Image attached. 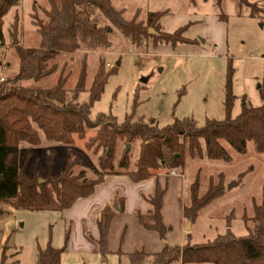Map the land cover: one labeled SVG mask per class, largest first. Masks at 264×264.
<instances>
[{
	"label": "trees",
	"instance_id": "trees-1",
	"mask_svg": "<svg viewBox=\"0 0 264 264\" xmlns=\"http://www.w3.org/2000/svg\"><path fill=\"white\" fill-rule=\"evenodd\" d=\"M22 0H0V44L3 41L2 24L11 8H17ZM192 1V0H189ZM222 0H217L220 5ZM254 12H260L256 3L238 0ZM48 8L43 9V18L33 19L39 35L38 45L23 47L16 41L13 32V51L17 69L0 81V202L18 199L21 207L37 208V198L48 203L54 197L59 210H69L79 199L90 197L95 187L102 182L103 175L125 176L138 183L153 176L167 175L171 170H184L200 164L202 160H227L229 151L244 154L248 142L253 151L264 154V80L259 84L260 104L253 106L245 101L239 112L231 117L235 100L232 90L234 68L228 58L224 85L223 108L225 118H207L202 126L190 119H175L172 123L159 126L153 119L134 117L133 111L126 113L121 123L111 115L98 114L90 117V108L97 101L114 72L100 60L88 88L86 102H79V95L85 91L86 69L83 65L71 90L65 88L67 75L58 77L51 87L24 85L23 81L35 84L50 76L56 69L55 58L61 54L76 51H94L107 48L110 44V28L98 26L92 17L94 10L101 14L136 47L143 46L147 39L153 45L159 43L189 44L196 42L184 36L189 23L172 32L163 30L160 18L167 10L148 12L144 21L124 19L110 0H47ZM17 16L13 26L15 27ZM151 28L154 33H149ZM85 139V148L97 154L102 175L87 179L73 175L70 160L54 168L50 159L45 170L32 167L27 169L26 158L19 161L22 144L35 147L41 143L43 134L46 141L71 144L74 136ZM129 144L130 149H126ZM121 146V151L119 150ZM167 151L169 157L167 158ZM31 151H29L30 154ZM133 156V157H132ZM117 158V159H116ZM189 158V159H188ZM216 185L209 186L198 196V178L187 188L188 205L182 203L183 217L195 219L199 212L214 199L221 196V175ZM40 180H42L40 182ZM166 185L158 183L152 194L142 195L149 205L145 213L136 212L138 222L147 230L156 231L162 242L161 250L145 252L135 250L115 253L118 264H264V183L258 203L253 204V214L245 218L246 235L235 236L229 228L207 243L189 242L170 246L166 240L169 227L162 219L161 207ZM113 204H106L95 212L98 238L94 240L97 250L103 256L108 253L107 237L112 219L124 211V199L116 197ZM85 234L91 238L90 234ZM70 223L65 229L64 244L55 248L50 242L44 248L38 247L37 264H60L61 253L67 248ZM5 259L0 249V260Z\"/></svg>",
	"mask_w": 264,
	"mask_h": 264
},
{
	"label": "rangeland",
	"instance_id": "rangeland-1",
	"mask_svg": "<svg viewBox=\"0 0 264 264\" xmlns=\"http://www.w3.org/2000/svg\"><path fill=\"white\" fill-rule=\"evenodd\" d=\"M110 1L127 20L135 18L136 21H144L148 12L167 10V22L163 25L166 32L201 17L202 22H193L189 26L190 36L197 40L194 44L183 43L173 47L165 43L153 45L152 40L147 39L143 46L136 47L100 11L94 10L92 17L98 26L110 28L109 46L94 51L61 54L55 58L54 73L39 83L28 80L23 84L51 87L62 74L67 75L65 88L71 90L84 65L85 91L79 95V102L83 103L87 101L88 88L102 60L106 68L115 69L108 77L100 98L90 108L91 118L105 114L121 123L125 114L133 111L135 118L153 119L159 126L170 124L175 119H190L197 126H202L207 118L223 120L226 116L223 108L224 85L230 58L234 68L232 90L238 97L234 100L231 117L239 112L242 96L251 105L258 101V84L264 80V11L254 12L236 0H223L224 6L221 7L216 6L215 0H195L194 7L189 5L188 0ZM257 2L264 9V0ZM46 8L47 0H26L25 4L23 2L22 6L5 16L0 44L2 77L17 69L13 56V32L21 46H37L39 35L33 19L35 16L43 18V9ZM221 14L227 18L223 21L214 18ZM15 15L17 22L14 27ZM203 17H206L205 20ZM90 135L91 131L84 138L75 135L71 144H62L46 141L40 134L42 141L38 146L21 145L19 161L26 158L28 170L33 166L45 170L50 159L54 160V168L69 159L73 163V175L82 173L87 179L98 178L102 171L97 154L85 148V138ZM169 154L167 151V158ZM174 171L183 180L181 202L184 205L189 204L187 188L195 177L199 183L197 194L202 196L210 180L211 184H217L220 174L222 194L204 207L195 219L184 218V226L180 230L173 228L170 233L171 240L182 244L207 243L227 228L235 236L246 235L244 220L252 216L253 204L260 201L264 183V154L254 152L251 142H248L244 154L231 150L227 160L204 158L200 164ZM68 212L59 210L51 195L48 203H43L38 197L35 209L21 207L17 198L0 202V249L5 254L0 264H37L38 247L44 248L50 242L53 247L61 248L69 224ZM80 231L94 249L89 250L88 244L79 245L77 240L78 246H69L61 253L60 264H118L115 252L103 256L98 252L92 236L89 238L85 234L87 229Z\"/></svg>",
	"mask_w": 264,
	"mask_h": 264
},
{
	"label": "crops",
	"instance_id": "crops-1",
	"mask_svg": "<svg viewBox=\"0 0 264 264\" xmlns=\"http://www.w3.org/2000/svg\"><path fill=\"white\" fill-rule=\"evenodd\" d=\"M236 1L239 2L238 0ZM250 1L256 3L261 12L264 11V9L260 7L257 0ZM23 2L25 4L26 0L21 1V6ZM188 2L189 5H191L192 7L196 5L195 0H188ZM215 3L218 7L224 6L223 0L221 1L220 5L217 4V0H215ZM12 10H14V7L11 8L9 12H13ZM167 13L168 11L163 14L160 18L162 28L164 27L163 25H165V23L167 22L165 19ZM222 15L223 14L215 16L214 18L218 21H223L227 18V16L224 15L225 18H223ZM205 18L206 17H203L204 20ZM197 21L202 22V18L196 17L189 20L187 23H189L190 26L191 23ZM189 26L184 32V36L191 40H197L196 38L190 36ZM194 43L195 42L189 43V45ZM236 98H238L237 95H235V99ZM259 104L260 98L258 99V101H256L255 104H253V106H257ZM239 110L240 107L238 108V111ZM102 177V182L95 187L94 193L90 197L79 199L69 209L68 219L70 223V235L67 247H73L74 245L76 247V245L78 246V244L80 243L79 245L88 244L89 250H93V244H91L86 240V238H84L83 233H81L80 230L86 228L92 238L96 240L98 238L99 232L95 222V212L101 209L106 204L116 203L113 201L118 196L124 199V211L120 214H117L111 221L109 234L107 237L108 252H115L118 249L123 252H133L135 250H143L145 252H157L161 250L162 242L157 232L147 230L142 227L141 224L138 222L136 216L137 211L145 213L149 210L150 207L148 203L143 200L142 195L152 194L157 183L161 187L166 185V190L163 195L161 214L164 224L169 227V230L166 234L167 242L170 246L182 244V242L177 241L175 239L171 240L172 238H170L169 236L173 228H177V230H180L184 226V217L182 213L181 202L183 192V180L178 172H176L175 175H171L170 172L167 175L159 174L138 183L131 182L125 176L103 175ZM76 236L78 239L76 238ZM77 240H79L80 242L78 243Z\"/></svg>",
	"mask_w": 264,
	"mask_h": 264
},
{
	"label": "water",
	"instance_id": "water-1",
	"mask_svg": "<svg viewBox=\"0 0 264 264\" xmlns=\"http://www.w3.org/2000/svg\"><path fill=\"white\" fill-rule=\"evenodd\" d=\"M109 29V28H108ZM149 33H154V31L151 29V28H149ZM142 81H145V79H142ZM258 87H259V84H258ZM128 148H129V144H127L126 145V149L128 150ZM42 180H40V182H41ZM228 187H229V185H228ZM113 207H117V204L116 203H113ZM189 225V224H188Z\"/></svg>",
	"mask_w": 264,
	"mask_h": 264
},
{
	"label": "built area",
	"instance_id": "built-area-1",
	"mask_svg": "<svg viewBox=\"0 0 264 264\" xmlns=\"http://www.w3.org/2000/svg\"><path fill=\"white\" fill-rule=\"evenodd\" d=\"M2 79H3V77H2V76H0V81H1ZM170 174H171V175H175V174H176V171H174V170H171V171H170Z\"/></svg>",
	"mask_w": 264,
	"mask_h": 264
}]
</instances>
